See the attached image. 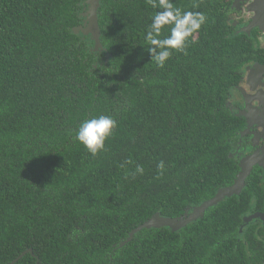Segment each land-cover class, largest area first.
I'll list each match as a JSON object with an SVG mask.
<instances>
[{"label": "trees", "instance_id": "1", "mask_svg": "<svg viewBox=\"0 0 264 264\" xmlns=\"http://www.w3.org/2000/svg\"><path fill=\"white\" fill-rule=\"evenodd\" d=\"M86 2L0 0V264L30 249L16 264H264V225L245 224L263 208L256 174L203 219L120 247L156 214L178 218L234 184L243 121L228 101L255 44L224 2L173 0L206 22L159 67L146 33L162 9L100 0L96 52L74 32ZM101 114L118 127L93 157L75 131Z\"/></svg>", "mask_w": 264, "mask_h": 264}, {"label": "flooded vegetation", "instance_id": "2", "mask_svg": "<svg viewBox=\"0 0 264 264\" xmlns=\"http://www.w3.org/2000/svg\"><path fill=\"white\" fill-rule=\"evenodd\" d=\"M217 1L228 5L234 34L242 33L255 44V58L244 66L242 80L231 92L228 106L243 121L232 157L239 165L248 158H255L257 163L251 175L256 174L254 181L264 189V0ZM262 207L258 213L264 214V202ZM254 221L264 225L261 219Z\"/></svg>", "mask_w": 264, "mask_h": 264}, {"label": "clouds", "instance_id": "3", "mask_svg": "<svg viewBox=\"0 0 264 264\" xmlns=\"http://www.w3.org/2000/svg\"><path fill=\"white\" fill-rule=\"evenodd\" d=\"M149 3L153 8L158 7L162 10L152 17L146 33V40L150 44L147 51L151 60H154L159 67H164L173 51L186 53L191 38L201 29L206 17L191 11L182 12L180 8L175 7L173 0H149ZM165 31L170 34L161 38ZM117 127V122L112 116L101 114L81 121L75 131V139L95 157L105 151L106 142L115 135ZM128 163L132 162L128 161ZM158 168L160 175H163L165 170L163 161L158 164ZM143 172V167L137 165L132 175Z\"/></svg>", "mask_w": 264, "mask_h": 264}, {"label": "water", "instance_id": "4", "mask_svg": "<svg viewBox=\"0 0 264 264\" xmlns=\"http://www.w3.org/2000/svg\"><path fill=\"white\" fill-rule=\"evenodd\" d=\"M88 9L87 12L83 15L85 21L83 26L79 29H75V34L82 33L86 36L90 35L92 37L93 42L95 43L94 50L99 52L103 50V45L101 42V30L99 27V19H98V11L100 8V0H87ZM107 60L109 59V54H106ZM255 158H248L240 163V172L237 175V178L234 184L230 187L220 189L216 196L203 203L201 206L196 207L192 210H187L183 216L178 218H165L160 214H156L151 220L147 221L145 224L139 226L134 229L128 236V238L121 243V248L131 243L135 236L142 232L145 229H161L164 227L170 228L173 232H177L189 224L198 221L199 219H203L208 209L217 206L221 203L225 198H231L233 196H240L242 191L246 187V181L252 173L253 166L257 163ZM257 218L264 221V214H256L252 217H247L245 220V224L251 221L252 219ZM33 253V250H27L23 252L17 259H15L10 264H16L21 259H23L28 254Z\"/></svg>", "mask_w": 264, "mask_h": 264}]
</instances>
